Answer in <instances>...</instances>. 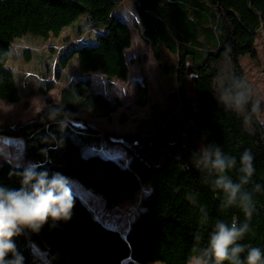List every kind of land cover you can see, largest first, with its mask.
<instances>
[{
  "label": "trees",
  "instance_id": "obj_1",
  "mask_svg": "<svg viewBox=\"0 0 264 264\" xmlns=\"http://www.w3.org/2000/svg\"><path fill=\"white\" fill-rule=\"evenodd\" d=\"M122 1L0 0V100L22 98L13 69L6 65L15 40L58 37L80 18L97 31L95 42L69 39L56 54V76L73 56L81 74L69 76L59 103L48 102L29 121L0 124V138L21 141L32 168L59 173L67 185L69 179L78 181L99 195L107 209L139 194V203L121 230L96 217L87 197L68 185L74 198L71 219L55 226L50 221L38 233L15 238L24 264H32L33 244L45 251L51 264H189L190 257L207 247L215 223L232 220L238 227L249 224L250 230L237 241L246 246L241 260L246 259L248 247H259L264 264V123L256 115L240 64L243 56H255L256 39L264 30V0H129L132 24L117 9ZM130 25L140 27L156 58L160 48L177 56L170 70L177 87L170 102L158 110L161 117L154 130L142 133L137 124V131L130 133L136 144L124 146L112 140L122 134L105 131L100 136L87 119L109 117L121 106L118 98L111 101L93 90L91 74L127 79ZM67 47L69 51L61 56ZM23 52L29 58V50ZM224 61L230 81L221 87ZM53 88L50 80L42 91ZM230 92L244 94L242 110L221 101ZM148 95V83L138 84L136 105L145 106ZM69 114L77 120L70 121ZM74 134L79 140L73 139ZM102 137L125 147V153L113 154L114 149L106 153ZM214 147L235 158L226 172L233 183H240L244 175L242 154L246 149L252 154L255 171L241 189L253 197L250 220L238 205L222 206L225 193L211 183L215 174L195 163L202 148ZM22 169L2 161L0 185L20 187Z\"/></svg>",
  "mask_w": 264,
  "mask_h": 264
},
{
  "label": "rangeland",
  "instance_id": "obj_2",
  "mask_svg": "<svg viewBox=\"0 0 264 264\" xmlns=\"http://www.w3.org/2000/svg\"><path fill=\"white\" fill-rule=\"evenodd\" d=\"M132 2L124 0L118 10L122 9L123 15L130 22L135 21L132 9ZM126 8V9H125ZM131 11V13L129 12ZM132 40L131 46L125 50L128 64V76L126 80L112 79L92 73V88L100 91L113 101L118 98L121 106L103 118L87 119L102 136L105 131L116 134H129L134 132L135 125L142 133L154 130L161 115L159 109H163L171 100V94L176 90V79L170 71L176 64L177 56L169 54L165 49L160 48V58H156L148 41L143 39L141 30L130 25ZM97 31L90 28L84 18L77 20L76 26L65 28L58 37L50 36L48 39L41 37L26 36L14 41L11 46V54L7 61V66L13 69L14 77L18 86L22 89V98L18 102H7L0 100V124L13 125L17 121H29L34 119L48 102L58 104L61 89L67 84L69 76L81 75L78 70L77 56H73L56 76L55 58L56 54L69 39L87 38L90 42H95ZM75 41V39H74ZM29 50V58H25L23 50ZM67 47L61 51V56L69 51ZM255 56H243L240 64L244 70V78L249 92V97L253 101L256 115L260 121H264V30H260L256 39ZM59 64V63H58ZM57 64V65H58ZM57 67V66H56ZM228 62L221 63L222 76L219 79L221 87L230 81L228 73ZM42 70L43 72L39 71ZM43 73L44 77L37 74ZM52 80L54 88L45 93V83ZM43 82V83H40ZM148 83L149 95L145 106L136 105V90L138 84ZM189 93V92H188ZM191 94V91H190ZM237 94L230 92L228 97L234 98ZM226 96V95H225ZM145 119L142 123L140 120ZM140 121V122H139ZM103 138V137H102ZM73 139L79 140L74 134ZM0 138V163L9 161L20 167H33V163L25 156L21 141L8 142ZM106 153H125L126 148L118 143L111 142L103 138L100 142ZM143 143L137 147L141 150ZM85 150V149H84ZM68 185L76 192L87 197L89 203L94 208V215L108 225L124 230L129 223V219L134 209L139 203V194L134 199L121 201L111 209H107L102 198L92 193L87 187L78 181L69 179ZM34 258V260H33ZM32 264H51L47 259L45 251L36 244L32 246ZM149 264H160L153 262Z\"/></svg>",
  "mask_w": 264,
  "mask_h": 264
},
{
  "label": "clouds",
  "instance_id": "obj_3",
  "mask_svg": "<svg viewBox=\"0 0 264 264\" xmlns=\"http://www.w3.org/2000/svg\"><path fill=\"white\" fill-rule=\"evenodd\" d=\"M221 101L226 107L236 111L242 110L246 102L243 93H237L232 98L222 96ZM264 123V121H261ZM250 150H245L241 156L240 171L244 174L240 183L226 175L236 161L234 157H226L219 147L202 148L201 156L195 161L197 167L201 164L215 174L212 185L225 193L223 207L238 205L247 220L253 212V197L248 192L241 191L242 185L248 182L255 168ZM20 187L9 188L0 185V264H24V256L17 249L15 238L25 232L38 233L45 224L57 221H68L72 217L74 198L66 179L59 173L25 167L18 173ZM260 186L256 185L255 191ZM249 224L239 227L235 220L229 223L217 221L211 232L208 245L202 253L189 258V264H262V252L259 247H248L245 260L240 254L245 251V245L237 243L249 231ZM11 254V258L9 257Z\"/></svg>",
  "mask_w": 264,
  "mask_h": 264
},
{
  "label": "water",
  "instance_id": "obj_4",
  "mask_svg": "<svg viewBox=\"0 0 264 264\" xmlns=\"http://www.w3.org/2000/svg\"><path fill=\"white\" fill-rule=\"evenodd\" d=\"M189 74H192V73L189 71ZM68 118L70 119V121H73V122H75L77 120L76 117H74L71 114L68 115ZM112 138H113L112 140H114V141H116L118 143H121L124 146H129V145H132V144H136V142H137L136 137L131 135L130 133L129 134H124V135H121V136H113Z\"/></svg>",
  "mask_w": 264,
  "mask_h": 264
},
{
  "label": "crops",
  "instance_id": "obj_5",
  "mask_svg": "<svg viewBox=\"0 0 264 264\" xmlns=\"http://www.w3.org/2000/svg\"><path fill=\"white\" fill-rule=\"evenodd\" d=\"M110 116V115H109ZM108 118V117H107ZM98 130V129H97ZM137 131V128H136V125H135V129H134V132ZM133 133V132H132ZM112 150V149H111Z\"/></svg>",
  "mask_w": 264,
  "mask_h": 264
},
{
  "label": "built area",
  "instance_id": "obj_6",
  "mask_svg": "<svg viewBox=\"0 0 264 264\" xmlns=\"http://www.w3.org/2000/svg\"><path fill=\"white\" fill-rule=\"evenodd\" d=\"M121 4L124 5V4H123V1L121 2ZM125 9H126V8H125Z\"/></svg>",
  "mask_w": 264,
  "mask_h": 264
},
{
  "label": "bare ground",
  "instance_id": "obj_7",
  "mask_svg": "<svg viewBox=\"0 0 264 264\" xmlns=\"http://www.w3.org/2000/svg\"><path fill=\"white\" fill-rule=\"evenodd\" d=\"M130 13H131V11H129ZM33 260H34V258H33Z\"/></svg>",
  "mask_w": 264,
  "mask_h": 264
}]
</instances>
